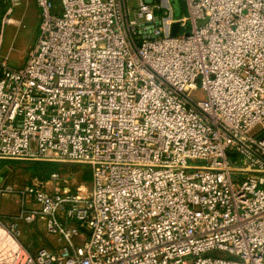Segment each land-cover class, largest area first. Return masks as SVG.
<instances>
[{
    "label": "built area",
    "instance_id": "obj_1",
    "mask_svg": "<svg viewBox=\"0 0 264 264\" xmlns=\"http://www.w3.org/2000/svg\"><path fill=\"white\" fill-rule=\"evenodd\" d=\"M35 1L23 63L0 50V161L91 176L3 178L0 264H264V0Z\"/></svg>",
    "mask_w": 264,
    "mask_h": 264
},
{
    "label": "rangeland",
    "instance_id": "obj_2",
    "mask_svg": "<svg viewBox=\"0 0 264 264\" xmlns=\"http://www.w3.org/2000/svg\"><path fill=\"white\" fill-rule=\"evenodd\" d=\"M128 5L130 7H137L138 0H128ZM3 15L4 13L0 12V50L4 55L9 54L10 64H22L24 56L30 47L34 45L39 33L40 8L37 6L35 0H19L12 14L17 24H3ZM193 97L195 99L205 97L204 90L197 91ZM6 167L9 169L7 180L12 182H22L32 174L26 168L27 162L13 161V163L6 165ZM59 169L80 180H88L91 176L89 167L81 163L62 162ZM1 208L7 213L16 212V196H2ZM38 226L39 230L32 229L30 233L21 235L22 243L31 250L35 246L41 245L44 237L50 239L51 242L54 241V236L48 235L42 221L38 223Z\"/></svg>",
    "mask_w": 264,
    "mask_h": 264
},
{
    "label": "trees",
    "instance_id": "obj_3",
    "mask_svg": "<svg viewBox=\"0 0 264 264\" xmlns=\"http://www.w3.org/2000/svg\"><path fill=\"white\" fill-rule=\"evenodd\" d=\"M178 12L182 13L185 11V4L184 0H174ZM9 4L4 2V0H0V12L4 13ZM0 77H1V70H0ZM13 161L16 160H6V161H0V170L4 169L6 165H10L13 163ZM19 162V161H17ZM61 166V163L58 162H53V161H34V162H29L27 163V169L31 171L34 174H38L40 177H46L51 171L59 169Z\"/></svg>",
    "mask_w": 264,
    "mask_h": 264
},
{
    "label": "water",
    "instance_id": "obj_4",
    "mask_svg": "<svg viewBox=\"0 0 264 264\" xmlns=\"http://www.w3.org/2000/svg\"><path fill=\"white\" fill-rule=\"evenodd\" d=\"M179 24L175 23L173 26L172 34H175L178 30ZM9 169L5 167L2 171H0V181L7 176Z\"/></svg>",
    "mask_w": 264,
    "mask_h": 264
},
{
    "label": "crops",
    "instance_id": "obj_5",
    "mask_svg": "<svg viewBox=\"0 0 264 264\" xmlns=\"http://www.w3.org/2000/svg\"><path fill=\"white\" fill-rule=\"evenodd\" d=\"M7 177V176H6Z\"/></svg>",
    "mask_w": 264,
    "mask_h": 264
}]
</instances>
